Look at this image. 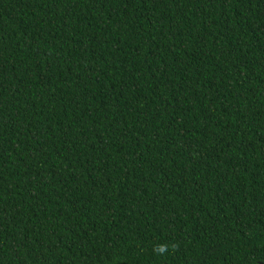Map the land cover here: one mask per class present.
Listing matches in <instances>:
<instances>
[{
  "label": "trees",
  "instance_id": "trees-1",
  "mask_svg": "<svg viewBox=\"0 0 264 264\" xmlns=\"http://www.w3.org/2000/svg\"><path fill=\"white\" fill-rule=\"evenodd\" d=\"M0 264H264V0H0Z\"/></svg>",
  "mask_w": 264,
  "mask_h": 264
},
{
  "label": "clouds",
  "instance_id": "clouds-1",
  "mask_svg": "<svg viewBox=\"0 0 264 264\" xmlns=\"http://www.w3.org/2000/svg\"><path fill=\"white\" fill-rule=\"evenodd\" d=\"M161 250H163V249H161Z\"/></svg>",
  "mask_w": 264,
  "mask_h": 264
}]
</instances>
